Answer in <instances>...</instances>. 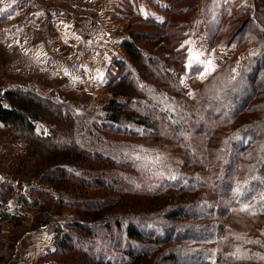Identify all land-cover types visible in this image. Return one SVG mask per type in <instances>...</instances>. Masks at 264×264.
Listing matches in <instances>:
<instances>
[{
    "label": "trees",
    "instance_id": "obj_1",
    "mask_svg": "<svg viewBox=\"0 0 264 264\" xmlns=\"http://www.w3.org/2000/svg\"><path fill=\"white\" fill-rule=\"evenodd\" d=\"M171 35L168 38L160 34L149 41L164 53L165 38L176 37L175 32ZM137 39L142 40L131 34L121 47L140 74L148 72L157 84L144 83L131 74L124 61L115 60L118 76L112 83L113 98L103 107L100 120L88 123L81 111L30 91L8 90L0 97V125L29 144L18 174L24 175L29 167L42 161L48 166L42 184L73 198L68 202L39 189H31V194L58 210L73 208L82 217L56 228L54 249L38 262L75 254L80 261L74 264H141L156 253L155 264L178 263L181 259L195 264H264V44L260 54L253 56L238 74L229 71L230 65L212 70L190 99L189 90L180 80L186 72L184 53L177 58L169 54L154 58L142 52ZM171 60L177 70L171 67ZM243 115H248L246 122L236 126ZM40 119L50 125L47 133L37 132ZM192 128L203 138L199 151L189 138ZM218 130L223 134H217ZM102 133L131 138L150 135L154 141L165 140L187 156L183 167L194 165V169L212 178L207 181L177 175L170 168V175H177L176 181L158 183L159 172L153 168L140 170L131 162L97 150L110 146ZM214 141L216 145L212 146ZM207 155H211L208 160ZM122 171H130L135 177L147 176V189L154 184L157 187L151 191L131 186L135 181L131 182ZM123 185L131 192L123 190ZM95 190L101 195L88 197V192ZM143 190L162 207L150 211L140 201L131 200V195L142 194ZM8 198L13 199L16 208L22 204L29 210L38 205L36 200L30 201L27 195L15 191L13 185L3 183L0 223L14 219L3 206ZM232 215L249 219L257 228L238 231L220 222ZM115 237L117 241L123 237L124 242L113 244L119 247L117 254L101 247L104 240L113 241ZM204 243L214 247L201 250L195 246ZM166 244L172 248L164 249Z\"/></svg>",
    "mask_w": 264,
    "mask_h": 264
},
{
    "label": "rangeland",
    "instance_id": "obj_2",
    "mask_svg": "<svg viewBox=\"0 0 264 264\" xmlns=\"http://www.w3.org/2000/svg\"><path fill=\"white\" fill-rule=\"evenodd\" d=\"M39 1L50 7H57L63 12H68L70 16L71 21L62 16L55 24H53L51 18H46L45 24L47 31L50 29V34L55 33L56 41H61L62 51L56 53H59L60 57L63 58L65 66L60 67L56 74L55 70L49 67L46 72L43 70L38 71L26 66L20 58H16L17 54L6 49L3 43L6 35L2 28L7 26V23H14V21L15 25L21 27L25 19L22 11H27L29 8L33 9L34 5L38 4L32 3L31 0L26 3L21 0L20 2L17 1L18 3H6L5 0H0V97L3 98L8 90L18 89L34 92L73 110L81 111L83 113L82 118L88 123L100 120L104 114L103 107L113 98L112 83L113 79L118 76L114 67L115 60L124 61L128 70L137 79L143 80L146 84H157L154 78L147 74L148 72L141 75L138 66L131 62L122 49V42L129 40L131 34H137L142 38V40L137 39L136 43L143 53L151 57L159 58L162 54H169L173 58H177L184 53L183 63H185L186 72L180 76V80L182 86L189 90L188 98L190 99L202 88L206 76L212 70L223 65H230L229 71L233 75L238 74L253 56L260 54L264 44V0ZM19 11L21 12L20 15L19 13L16 14ZM27 21L33 22V20ZM68 21H70L74 32L78 33L77 45L79 51L76 53L78 58L75 54L68 52V48L63 44L66 41L62 42V38L69 40V36L67 38L63 34ZM155 26L161 29L158 30ZM174 32L176 37L169 40L168 36H172L171 34ZM178 32L181 33L180 36L177 34ZM159 33L164 37H168L165 38L162 44L164 45V53L154 49L151 41H149H154L160 35ZM32 36L37 38V34H32ZM146 36H151L152 39L146 38ZM21 37L25 39L20 35V41ZM21 42L23 43V40ZM172 61L174 60H171V67L177 70V64ZM13 84H19L20 86L12 87ZM149 91L151 92L148 88L147 92L149 93ZM247 117L248 115H243L238 118L236 126L245 123ZM39 122L41 124L37 132L40 133L42 129L43 133H47L50 125L43 119H40ZM193 129L189 138L193 148L199 151L198 147L204 143L203 138L194 133ZM218 132L217 134H223L222 130H218ZM101 136L110 143V146L108 148L100 146L96 148L97 150L106 155H113L116 159L131 162L134 167L140 170L146 168L152 170L153 168V170L159 172L157 175L158 183H162V180L165 179L172 183L174 181H171V179L175 180L177 178L175 176L183 174L191 177L196 176V179L200 177L207 181L212 178L202 174V171L194 169V165L189 164L187 168L183 167L184 162L187 161V156L182 151H178L177 146L175 147L165 140L154 141L150 135L131 138L102 133ZM211 145L215 146V141ZM0 146V169L13 177V182L10 184H14V190L27 195L30 201L36 200L38 202V205L32 206L28 210L22 204L16 208L13 199H6L3 206L14 216V219L7 223H12L13 226L10 225V228H18L15 235L22 236V231L31 226L34 218L43 217L52 224V229L47 231L54 232V234H50L53 243L57 227L82 220V217L73 208L58 210L54 205L48 204L44 198L33 195L30 191L31 189L48 191L52 195L64 197L68 202L73 197L67 196L63 190H55L49 184H42L41 177L48 170V166L45 163L43 164L42 161H37L29 167L24 175L18 174L19 164L30 150L28 141L13 137L9 128L0 126ZM210 157L211 155H207L205 159L208 160ZM170 168L174 169L177 175H170ZM122 172L130 181H135H131V186L151 191L157 187L154 184L147 189L149 186V184L145 186L147 176L135 177L130 171ZM123 186L125 187L123 190L131 192L128 186ZM144 190L142 194L131 195V200L140 201L150 211L162 207L158 200L149 197ZM100 192L97 190L89 191L88 197L100 196ZM168 194V197L172 196V193ZM171 201L173 202V197ZM220 222L238 231L244 230L245 227L249 230L257 228V225L252 221L239 215H232V218L228 217L225 220H220ZM4 223H0V237L9 234V231L6 232L7 227L5 233H3L4 228L2 232ZM12 236H14L13 232H10L8 237L11 238ZM111 236L114 237V233H111ZM115 239L113 241L112 239L104 240L101 247L117 254L119 247L114 248L115 245L113 244L123 242V237L118 241L116 237ZM12 241L4 242L1 239L0 242V247L5 244L4 249L9 255L22 249L21 241L14 246ZM10 245L11 248L8 247ZM195 246L201 250L214 247L210 243ZM162 247L171 249L172 245L166 244ZM51 249L53 250L54 246ZM51 251L49 250V252ZM44 255L40 258H43ZM157 255L156 253L153 256L151 255V259L143 260L141 264H155ZM38 260L36 264H51V262L74 264L80 261V256L75 254L61 255L54 259H44L41 263ZM5 262L6 260L3 261V264ZM0 264L2 263L0 262ZM161 264H195V262L181 259L178 263Z\"/></svg>",
    "mask_w": 264,
    "mask_h": 264
},
{
    "label": "crops",
    "instance_id": "obj_3",
    "mask_svg": "<svg viewBox=\"0 0 264 264\" xmlns=\"http://www.w3.org/2000/svg\"><path fill=\"white\" fill-rule=\"evenodd\" d=\"M17 1L20 2V0H5L6 3H18ZM21 1L26 3L28 0ZM31 1L32 3H36L38 5H34L33 9L29 8L27 11H22L25 21L23 20L21 27H19V25H15L14 21V23H7L8 25L2 28V31L6 35L3 43L5 44L6 49L17 54L18 56L16 55V58H20L26 66L34 68L38 71L43 70L45 72L49 67L54 69L56 74L60 67L65 66L63 58L60 57L59 53H56L62 51V44L60 45L61 41H56L55 33L50 34V29L47 31L48 29L45 25L46 18H51L53 20V24H55L57 23L58 19H61L62 16L68 18L71 21L70 16L68 12H63L57 7L45 5L39 0ZM17 13L20 15L21 12L19 11L16 12V14ZM27 20H33V22L31 23V21ZM70 21L67 22L66 29H64L63 33L67 38L69 36V40L62 38V42L66 41L63 44H65V46L68 48V52L70 51L73 55L75 54L77 56L76 53L79 51V46L77 45L78 33L74 32ZM32 34H37V38L32 36ZM20 35L25 38L22 39L21 37V41L23 40V43L19 40ZM11 86L19 87L20 85L13 84ZM40 124L41 123L39 121L36 123L37 131L40 127ZM42 131L43 130L41 129V132ZM12 180L13 177L10 176V174H7V172L0 169V184H10L13 182ZM47 221L48 220L43 219V217L34 218L31 226L28 229H24L25 231H22V236L15 235L18 228H10L12 223L5 222L2 225V232L4 228L3 233H5V228L7 227L6 232L9 231V234L10 232H13L14 236L9 238V234L6 236L2 235V237H0V242L1 239H3L4 242L13 240L12 245L14 246L19 244V241H21L20 244L22 249H20V251H16L15 254L12 253L9 255L5 251L6 249H4L5 244H2L0 247V262L3 264V261L6 260L4 264H36L37 260L41 256L49 252V250L51 251V248H53V243L50 234H54V232L51 233L47 231L52 229V224ZM8 247L11 248V245Z\"/></svg>",
    "mask_w": 264,
    "mask_h": 264
},
{
    "label": "snow or ice",
    "instance_id": "obj_4",
    "mask_svg": "<svg viewBox=\"0 0 264 264\" xmlns=\"http://www.w3.org/2000/svg\"><path fill=\"white\" fill-rule=\"evenodd\" d=\"M209 63H211V62H209Z\"/></svg>",
    "mask_w": 264,
    "mask_h": 264
}]
</instances>
